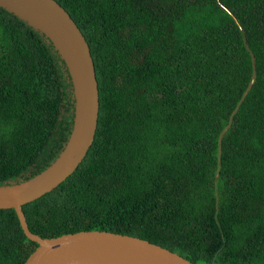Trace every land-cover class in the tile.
I'll list each match as a JSON object with an SVG mask.
<instances>
[{"label": "trees", "instance_id": "trees-1", "mask_svg": "<svg viewBox=\"0 0 264 264\" xmlns=\"http://www.w3.org/2000/svg\"><path fill=\"white\" fill-rule=\"evenodd\" d=\"M86 37L100 116L59 187L23 206L42 238L139 237L195 264H264V0H56ZM75 117L64 60L0 7V186L59 156ZM38 244L0 209V264Z\"/></svg>", "mask_w": 264, "mask_h": 264}, {"label": "water", "instance_id": "water-1", "mask_svg": "<svg viewBox=\"0 0 264 264\" xmlns=\"http://www.w3.org/2000/svg\"><path fill=\"white\" fill-rule=\"evenodd\" d=\"M0 7L40 31L64 60L74 88L73 128L57 159L38 175L0 186V209H14L26 237L38 244L24 264H195L139 237L80 231L54 238L33 233L23 206L54 191L86 159L95 141L100 95L90 45L69 12L56 0H0Z\"/></svg>", "mask_w": 264, "mask_h": 264}]
</instances>
